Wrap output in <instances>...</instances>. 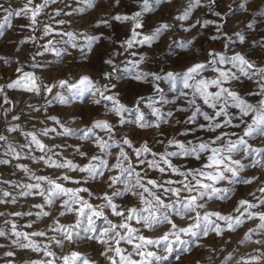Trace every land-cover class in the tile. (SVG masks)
Masks as SVG:
<instances>
[{
  "label": "rangeland",
  "instance_id": "rangeland-1",
  "mask_svg": "<svg viewBox=\"0 0 264 264\" xmlns=\"http://www.w3.org/2000/svg\"><path fill=\"white\" fill-rule=\"evenodd\" d=\"M43 2L44 0H33L30 7ZM26 3L27 0H0V5L3 6L0 8V24H4L3 35H0V57L8 61L5 64L0 59V136L5 137L0 140V161H8L0 163V201H3L0 202V231L5 233L0 236V264H47L48 261H52V264H64L63 257H70L73 252L80 255V260L75 264H83L85 259L89 264H110L108 257H115L114 251L108 252L107 256L101 255L107 246L90 237L107 227L105 217L116 224L121 223L123 218L113 215L111 208L104 206L105 201L97 197H102L105 193L111 195L119 190L121 194L112 197V200L117 210L125 214L130 208L142 209L145 205L138 195H133V192H142L143 189L132 188L131 184L121 182L109 187V177L120 175L119 169L112 168L109 171L111 165L117 163L119 148L111 147L102 152L96 139L109 143L118 142L128 154L136 172L145 177L142 182L154 179L162 183L167 179L180 180L183 177L172 174L170 170L162 174L156 169L147 168L146 164H138L134 149L146 144L151 152L159 154L177 151L175 146L168 145L169 139L191 146L189 141L192 145L201 141L210 142L221 133H227V138L232 140L242 135L244 125L240 122L239 109L227 107L232 124L211 131L208 127L210 122L204 120L202 115L198 114L193 123H188L189 116L197 107L210 116L216 111L209 108L199 95H193L191 90L183 89L179 83L173 88L168 80L153 81L151 76L145 80H136L134 77L137 72L155 73L162 77L168 72L183 73L196 63L206 65L197 79L217 78L218 73L213 71L214 68L230 69L237 78L230 79L223 86L237 93L248 104L258 106L264 100L259 87L264 81H261L259 73L241 75L231 63L222 65L219 63V56H210L209 53H218L227 58L239 53L255 69L264 68V15L260 14L264 12V0H199V3L196 0H162L159 4L155 0H149L151 10L148 12L142 11V0H91L90 5L85 0H49L36 17L35 25L30 22V13L27 16L13 15L7 22L4 20L6 13L3 9L19 11ZM241 4L244 5L243 9L240 8ZM186 10V19H178ZM136 12L142 13L138 17L141 27L136 29L140 34L138 40L150 35L161 23L170 27L151 45L137 43L128 48L125 41L132 35L134 21H119L114 17H131ZM60 21L63 23H59ZM204 21L210 23L204 25ZM249 24L252 25L251 28L248 27ZM46 27L50 29L48 35L44 34ZM67 33H72L73 38L70 39ZM237 33L244 36L243 42L239 40ZM87 37H97L90 47ZM49 41H52L51 45L48 44ZM73 44L77 46L72 47ZM180 44H187V47L181 48ZM45 46L60 51V56L55 51H45ZM213 59L217 61L215 64L210 63ZM109 60L112 64L106 63ZM132 62H138V67L134 69ZM17 68L21 71L17 72ZM23 73H31L36 77L39 92L7 87ZM106 73L110 75L106 77ZM83 75H87L104 95H115L129 109L121 114L125 123L121 124V116L109 110L111 102L101 99L99 104L95 103L100 99L99 92L95 95L87 92L83 96L72 98L67 86L60 87L58 84L60 80H65L68 84L76 83ZM105 86L109 91H104ZM47 87H51L52 91L48 92ZM181 90L188 95L182 96ZM216 90L214 87L209 88L212 92ZM60 96L67 98L68 102L61 103L58 98ZM141 97L143 100L138 103ZM193 100L194 103H190ZM152 108L158 109L167 122H158L152 114ZM169 112L172 113L171 116L166 115ZM140 113L150 124L159 123V127H139L136 118ZM250 117L251 114L243 119L250 120ZM223 119L224 117H217L214 122H222ZM95 120H104L112 125L111 133L94 129V136L81 139V130L90 127ZM65 129L71 130L72 134H64ZM29 133L34 134L45 145L43 151L31 142ZM125 138L131 141L132 147L123 145ZM248 142L252 148H264V137L250 138ZM207 155L208 153H202L199 159L179 155L169 159L173 166L186 171L200 168L206 162ZM93 156L107 161L108 167L103 168V176L93 178L87 172L57 168L45 163V160L51 158L57 163L71 161L78 167L88 165L90 161L98 165V160H91ZM253 156L254 154L246 155L243 152L233 154V158L244 165L237 182L225 180L216 185L218 188L230 189L229 198L201 200L200 203H204L205 207L198 209L201 215L205 212H218L236 217L240 214L235 211L238 202L245 200L256 205L248 209L253 214L252 218L249 219L245 213L241 217L243 223L235 231H229L224 222L211 217L225 227L221 235L210 232L207 236H201L198 243L188 245V252L182 251V246L176 247L171 254L165 252L164 245L147 246L141 250L152 251L161 257L167 256V259L159 261L150 258L148 264H264V230L258 227L262 223L259 217L264 214V203L260 202L264 200V192L260 191L264 188V167L253 165ZM256 158L264 163V156ZM140 159L152 160L153 157L151 153H145ZM124 164L126 166L127 161ZM41 176L55 180L66 188L88 190L78 195L94 208L100 206L97 210L104 212L103 217H93L97 233L85 231L88 227V209H85V216L79 217V236L71 242L64 239L60 231L54 230L60 225H74L78 217L75 212L60 215L64 211L63 200L67 197L56 198L48 204L44 196L37 194L38 189L29 190L24 187L39 183L46 194L50 186L46 181L36 179ZM63 176L71 179L64 180ZM121 180H130L134 184L135 176L128 177L125 174ZM244 180H251V183L241 182ZM172 186L179 187L175 184ZM148 187L151 188L150 185ZM126 188L130 190L125 191ZM4 192L10 195L5 197ZM22 192L31 194L21 195ZM158 194L162 195L165 203L176 200L170 194ZM144 195L151 199L147 193ZM182 195L186 196L188 193ZM240 211L243 212L244 208ZM43 212L48 215H43ZM141 215L147 213L142 212ZM168 215L178 227H187L193 223L188 216H177L174 212H168ZM189 215L194 216L195 213ZM128 223L139 230V235L154 240L159 239L171 227L164 223L150 229L135 220ZM118 230L121 234L126 232V229ZM14 232L24 233L28 239L24 236L17 237ZM38 232L45 235H31ZM246 234L250 236L249 240L244 239ZM181 236L182 239H190L189 236ZM57 240L62 243L57 244ZM29 242L37 245L40 250L21 246ZM111 244L113 248L120 247L125 256L130 254L132 260H141L132 244L121 241L116 245L114 240ZM45 251L53 255L45 256ZM115 258L119 260V257Z\"/></svg>",
  "mask_w": 264,
  "mask_h": 264
},
{
  "label": "snow or ice",
  "instance_id": "snow-or-ice-1",
  "mask_svg": "<svg viewBox=\"0 0 264 264\" xmlns=\"http://www.w3.org/2000/svg\"><path fill=\"white\" fill-rule=\"evenodd\" d=\"M55 2V0H52ZM86 3L89 5L91 4V0H85ZM162 0H155V3L159 4ZM33 3V0H27V3L24 5L23 9L19 11H9L8 9H3L6 13L4 20L7 22L9 18L13 15L20 16L24 14L27 16L29 13L30 15V22L32 25L37 23L36 17L40 14L41 10L49 3V0H44L43 4L35 5V7H30ZM196 3H199V0H196ZM0 8H3L0 5ZM240 8L243 9L244 5L241 4ZM151 10L149 0H142V11L148 12ZM141 12L134 13L131 17L128 16H116L114 19L119 21H126L132 20L134 21L133 30L131 37L125 41L128 48L133 47L134 44H149L151 45L152 42L157 40L164 31H166L170 26L165 23H161L150 35H145L142 39H137L140 35L136 32L137 28L141 27L138 17L141 16ZM264 15V12L260 13ZM59 15V12H57ZM188 15V11L186 10L182 15L178 17V19H186ZM59 23H63L60 21ZM107 23V21H104ZM210 21H204V25H207ZM249 28L252 27L251 24L248 25ZM3 28L4 24H0V35H3ZM50 29L45 28L44 34L48 35ZM69 38H73L72 33H67ZM239 40L241 42L244 41V36L237 33ZM216 37H213L215 39ZM87 44L90 47L91 43L97 39V37H87ZM190 43V42H188ZM49 45L52 44V41L48 42ZM76 44H73L72 47H76ZM227 46V45H226ZM179 47L186 48L187 44H180ZM45 51H55L57 56H60V51L51 49L48 46H45ZM210 56H219V63H231L233 67L237 68L239 73L244 76L249 75H256L259 73L261 81H264V68L255 69V66L247 61L242 55L239 53L235 54L234 56L227 58L221 54H214L209 53ZM3 59L5 64L8 63L6 59ZM143 57H141V62ZM217 61L213 59L210 63L215 64ZM106 63L112 64V61H106ZM132 67L135 69L138 67V62H132ZM206 65L203 63H196L192 66L188 67L183 73H172L168 72L163 77L155 74V73H143L137 72L135 75L136 80H145L148 76H151L153 81H159L161 79L168 80L172 83V87L176 88L177 84H181L183 89H189L192 91L193 95H199L204 103L208 105L209 108L216 109L214 115L210 116L207 113L201 112L200 108L197 107L195 111H193L192 115L188 118V123H193L196 120L197 115H202L203 119L209 121V130L215 131V129H220L222 127L228 126L232 124V118L230 114L227 112V107H235L240 111V122L244 125L242 135L238 136L235 140H232L228 137L227 133H221L216 135L210 142L201 141L198 144L192 145V142L189 141V145L186 146L184 143L175 140L169 139L167 141L169 146H175L177 151H167L165 153H154L147 147V145H141V147L134 149L137 163L140 165H145L149 169H156L160 173H166L169 170L172 174L183 177L180 180H172L167 179L164 180L162 183H158L154 179H146L142 177L139 172H136L135 166L129 160L128 154L124 151V148L116 141H112L109 143L108 141H104L100 138L96 139V144L100 148L102 152L106 151L111 147H118L119 153L117 155V163L111 165L109 171L112 168L119 169L120 175L109 177L111 183L109 187L112 185L117 184L118 182L125 183L126 185L131 184L132 188L139 187L143 189L142 192H133V195H138L141 202L145 205L142 209L137 208H130L127 210V214L123 211L117 210V206L113 203L112 197L119 196L121 192L119 190L112 192L111 195L105 193L102 197H97L99 199H103L105 201L106 207H110L112 210V214L118 217H122L123 220L121 223L116 224L112 221L108 220L105 217V224L107 227L102 228L98 231V234L91 236V239L96 240L98 243L102 245H106L105 251L101 253V255L107 256V253L110 251H114L115 257H119V260L115 257H108L110 264H148V260L155 259L157 261L161 259H167V256L161 257L156 255V253L147 250V246L150 245H164L165 252L171 254L176 247L182 246V251L188 252L190 248L188 245L190 243L195 244L198 243V239L201 236H207L210 232H215L216 235H221L223 231H225V227H222L220 223H216L211 217H216V220L224 222L226 225V230L235 231L237 227H239L243 220L241 217L248 214V218L251 219L253 214L248 212L249 208L256 207L249 203L248 201L241 200L238 202V207L235 209L236 212H239V216L233 217L231 215H222L218 212H205L203 215L200 214L198 209H203L205 207L204 203H200L201 200H211L215 199H227L230 195V189L228 188H218L216 185L221 182L228 180L230 183H236L239 172L242 171L244 165L241 163L240 160L234 159L233 154L237 152H243L246 155L254 154L253 156V165H260L264 167V163H261L260 159L256 157L264 156V148H252L248 142L250 138L255 137H264V100H261L258 106H253L248 104L244 99H242L237 93L231 91L229 88L224 87L223 85L229 81L230 79H236L235 73H233L230 69L223 70L220 68H214L213 71L218 73L217 78L215 79H204L197 77L200 76V73L205 70ZM255 69V70H254ZM115 67L113 71H115ZM250 70H254L251 71ZM17 72L21 70L17 68ZM128 71V69H125ZM106 77L110 74H105ZM60 87L67 86L70 93H72V98L83 96L87 92H91L95 95L99 92L100 99H97L95 103L99 104L101 99L105 101H109L112 104V107L109 109L110 111L114 112L117 116H121L122 113L129 111L125 105L121 104L115 95H104V92H101L99 88L95 87L94 82L87 76L83 75L79 78L76 83L68 84L65 80L58 81ZM8 88H23L27 91H36L39 92L40 88L36 84V77L31 73H23L18 79L12 81L7 85ZM214 87L217 90L215 92L209 91V88ZM261 89V94H264V82L259 84ZM46 90L48 92L52 91L51 87H47ZM104 91H109L107 86H105ZM157 91L159 89L157 88ZM182 96H187L188 93L181 90L180 93ZM61 103H67V98L60 96L58 97ZM143 97L138 99V103L142 102ZM5 102H7V98H5ZM190 103H194L190 101ZM219 105V107H218ZM151 106V105H149ZM139 112V110L137 109ZM152 114L156 117V120L167 122L164 116L159 112L158 109L152 108ZM251 114L250 120H244V117H249ZM167 116H171L172 113H167ZM217 117H224L222 122H214L216 121ZM54 119V118H53ZM136 122L139 127H159V123L155 125L150 124L144 119V115L140 113L137 118ZM120 123H125L124 118L121 116ZM239 127V125H235ZM203 127V126H201ZM94 129H102L106 130L109 133L112 131V125H110L107 121L104 120H95L92 122L90 127L82 129V136L81 139H88L90 136H94ZM14 130V129H12ZM47 134V130L44 133ZM64 134H72L71 130L65 129ZM31 135L32 140L31 142L36 145L41 151L44 150L45 145H43L34 134L29 133ZM227 138V139H226ZM5 137L0 136V140H4ZM123 145H127L128 147H132V143L128 139H123ZM218 145V146H214ZM145 153H151L153 159L152 160H142L140 159L141 155ZM202 153H208L206 162L198 169H189L186 171H181L177 167L173 166L170 161V157L174 156H194L197 159L200 158ZM81 155H85L81 153ZM158 157V160L156 159ZM122 158V159H121ZM44 159V157H41ZM92 161H99V164H93L91 161L88 165L83 167H78L77 165L73 164L71 161H65L64 163H57L54 160L49 158L45 160V163H49L50 166H54L57 168H68L70 170H78L80 172H87L90 177H97L103 176V168L108 167V163L106 160L101 159L100 157L93 156L91 158ZM127 161V165L125 166L124 162ZM0 163H8V161L3 160ZM27 171V169H24ZM127 174L128 177L135 176V183L132 184L130 180H121V177ZM39 181H46L47 184L50 186L47 189V193L45 194V190L41 189V185L37 184H29L25 185L24 187L31 189H38L39 192L37 194L44 196L45 200L48 204H51L54 199L65 196L67 199L63 200L62 208L64 211L60 213V215H65L66 212H75L77 214V220L74 225H60L55 231H60L64 239L71 242L75 237L79 236V232L77 229L81 226V220L79 217H83L86 215L85 209L90 210L87 213V224L88 227L85 228V231H91L93 233H97V229L95 228V222L93 217H103L104 212L101 210H97L94 208L92 204L88 203L87 200H84L83 197L78 195L80 192L88 191L86 188H66L60 183L56 182L55 180L48 179L46 177H36ZM62 179L70 180L71 178L68 176H63ZM207 181V182H206ZM74 183H79V181H73ZM243 183H251V180H244L241 181ZM179 185V187H173L172 185ZM151 186L149 188L148 186ZM151 189H156V192H153ZM130 189L126 188L125 191ZM261 192H264V188L260 189ZM188 193V195L184 196L182 193ZM147 193L151 199H147L144 195ZM170 194L171 196L176 197L175 201L165 203V199L162 197L161 194ZM30 192H22L21 195H29ZM10 194L8 192H4L3 196L7 197ZM3 202V201H0ZM14 202V201H13ZM264 203V200L260 201ZM247 205V207H244ZM39 207V205H37ZM244 208V211L241 212L240 209ZM166 210V211H162ZM147 213V215H141V213ZM168 212H174L177 216H188L189 219L193 221V223L189 224L187 227H178L172 219H170ZM190 213H195L194 216H190ZM30 214V213H27ZM43 215H48L47 212H43ZM15 215H21V213H15ZM261 224L258 227L264 230V214L260 215ZM135 220L138 224H143L144 227L147 228H155L161 224L167 223L171 227L159 238V239H150L143 235H139V230L130 226L128 221ZM58 223V222H57ZM30 226V225H29ZM15 228V225H13ZM118 229H126L124 234ZM251 231V230H250ZM3 231H0V236L4 235ZM17 237L24 236L25 239H28V236L24 233L14 232ZM181 234L185 236H189V240L182 239ZM31 235L34 236H43L45 233L38 232L32 233ZM117 237L119 239H117ZM172 237L173 239H170ZM245 240H249L250 236L247 234L244 237ZM115 241L116 245H119L121 241H125L128 244H132L134 251L141 257L140 261H135L130 258V254L125 256L123 254V250L120 247H114L111 244V241ZM138 241V242H137ZM57 244H61L62 241L57 240ZM22 247H32L33 250L39 251V247L35 244L29 242L28 244L21 245ZM7 255H12V253H7ZM45 256H52L53 253L45 251ZM179 259V256H177ZM255 259V258H253ZM80 260V255L76 252H73L71 256L63 257L64 264H75L76 261ZM35 264V262H34ZM47 264H52V261H48ZM83 264H89L88 260H84Z\"/></svg>",
  "mask_w": 264,
  "mask_h": 264
}]
</instances>
